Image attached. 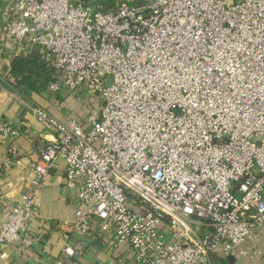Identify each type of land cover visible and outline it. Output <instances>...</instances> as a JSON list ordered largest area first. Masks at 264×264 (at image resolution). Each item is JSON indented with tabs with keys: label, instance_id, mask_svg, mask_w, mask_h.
I'll return each mask as SVG.
<instances>
[{
	"label": "built area",
	"instance_id": "1",
	"mask_svg": "<svg viewBox=\"0 0 264 264\" xmlns=\"http://www.w3.org/2000/svg\"><path fill=\"white\" fill-rule=\"evenodd\" d=\"M9 46L40 55L39 93L84 113L61 119L22 90L1 65ZM0 92L52 135L0 117L14 155L21 139L43 142L36 180L3 213L0 252L35 240L37 190L62 161L70 231L136 264L263 255L264 0H0Z\"/></svg>",
	"mask_w": 264,
	"mask_h": 264
},
{
	"label": "crops",
	"instance_id": "2",
	"mask_svg": "<svg viewBox=\"0 0 264 264\" xmlns=\"http://www.w3.org/2000/svg\"><path fill=\"white\" fill-rule=\"evenodd\" d=\"M8 50L2 60V67H11L13 61L24 56L33 59L38 57V52L34 51L27 55L20 54L15 59L16 49L9 46ZM21 86L34 100L43 103L52 114L61 119L68 115L79 118L84 113V107L79 105L73 96H68L66 102L58 107L55 99L49 95L29 91L27 85ZM0 117L10 119L17 127L28 125L36 133L52 139L50 132L8 92H0ZM42 146L41 141L21 139L17 143V154L14 155L10 150V141H4L0 137V164H9L0 182V221L4 211L17 203L22 192L31 188L36 180L30 155L36 156ZM59 164L44 180L34 199L36 213L30 220V232L36 236L35 240L27 248L22 249L24 245L21 243L17 249L2 250L0 264H136L127 258L128 252L123 246L112 248L99 239L90 240L70 231L68 224L75 216L74 201L71 190L67 187L63 162ZM67 244L71 245L75 252L68 258L63 252ZM259 246L264 250L262 243ZM211 264H264V251L263 255L254 261L244 256L221 258L211 255Z\"/></svg>",
	"mask_w": 264,
	"mask_h": 264
},
{
	"label": "trees",
	"instance_id": "3",
	"mask_svg": "<svg viewBox=\"0 0 264 264\" xmlns=\"http://www.w3.org/2000/svg\"><path fill=\"white\" fill-rule=\"evenodd\" d=\"M117 1L118 0H111L113 5L114 3L117 4ZM94 2L100 7L104 5V3H110L109 0H94ZM29 58L28 56H24L19 60L13 61L11 64V74L15 77L20 86L27 85L29 91L39 92L43 85L49 81L50 71L41 60L39 54L38 57L34 59Z\"/></svg>",
	"mask_w": 264,
	"mask_h": 264
},
{
	"label": "rangeland",
	"instance_id": "4",
	"mask_svg": "<svg viewBox=\"0 0 264 264\" xmlns=\"http://www.w3.org/2000/svg\"><path fill=\"white\" fill-rule=\"evenodd\" d=\"M109 2L110 3H104V5H102V6H104V8H115V7H117L118 6V4L120 3V2H122V0H118L117 2V4H115L114 3V5H113V3L111 2V0H109Z\"/></svg>",
	"mask_w": 264,
	"mask_h": 264
}]
</instances>
